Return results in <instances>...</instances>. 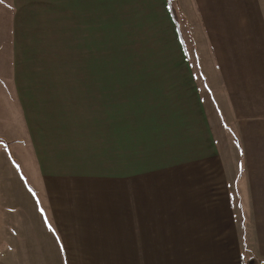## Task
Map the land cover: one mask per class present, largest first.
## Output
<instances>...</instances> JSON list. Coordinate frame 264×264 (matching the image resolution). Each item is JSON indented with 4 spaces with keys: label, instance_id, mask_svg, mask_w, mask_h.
I'll return each instance as SVG.
<instances>
[{
    "label": "crops",
    "instance_id": "0c3cea01",
    "mask_svg": "<svg viewBox=\"0 0 264 264\" xmlns=\"http://www.w3.org/2000/svg\"><path fill=\"white\" fill-rule=\"evenodd\" d=\"M62 1L75 18L101 21L103 0ZM22 2L0 0V240L36 250L39 233H116L122 252L200 250L214 241L209 219L235 218V191L252 204L245 218L264 258V0H108L119 27L135 29L129 65L112 67L108 83L99 66L81 73L93 81L63 84L31 81ZM109 201L126 207L114 234L109 211L96 214ZM172 220H194L195 238L183 241ZM63 242L62 264H149L113 262L116 246L97 241L91 262H75Z\"/></svg>",
    "mask_w": 264,
    "mask_h": 264
},
{
    "label": "rangeland",
    "instance_id": "374dc122",
    "mask_svg": "<svg viewBox=\"0 0 264 264\" xmlns=\"http://www.w3.org/2000/svg\"><path fill=\"white\" fill-rule=\"evenodd\" d=\"M52 1H54L52 16L49 12L47 14L46 9V3H49L50 0H23L21 4L23 13L21 18L22 33L30 36L31 40L34 41L30 44L33 49L27 58V67L31 66V75L29 76L31 81L61 84L93 81L94 75L89 77V75H81V73L88 71L84 67H90L89 72H92L96 67L100 66L102 68L101 81L103 83L111 82L115 78V75H112L110 71L112 67L129 65L128 60H126L127 48L133 45L127 43L126 36L130 37L129 42L132 41L135 38V29L129 28L132 32L129 35L124 25L121 28L119 27L115 19V10L109 9L108 0H103L101 21L99 18L93 19V11L90 14L88 13L92 16L91 20L87 18L77 19L74 17L75 12L70 11L67 13V11L62 9V0ZM95 16H97V12H95ZM26 17L31 19L30 26L29 21L24 20ZM99 24L101 25V31L99 30ZM97 31L101 37L94 41ZM89 39H91V42ZM99 40H101L100 43ZM137 46L139 47V45ZM135 61L140 62L141 58L139 57ZM23 63L25 64V61ZM133 65L136 64L133 62ZM37 71L39 73H36ZM101 174L108 175L109 172L103 170ZM232 190L236 189L231 188L230 191ZM133 197H131L132 201H136ZM231 197L235 201L230 204L229 209L233 210L235 218L209 219V223L212 224L209 227L211 231L208 239L211 240L213 238L214 241H210L209 245L200 250L198 248L184 249L189 248V245L182 243V250H150L147 252L125 250V252H122L123 250H120L122 242L118 239L116 233L114 234L118 230L114 223L121 220V218H117L118 216H125L126 207L121 202L109 201L100 203L101 210L96 214H103L109 211L115 221L114 219H107L108 226L106 230L114 235H98L99 238L94 235H86L87 237L84 235L83 240L80 241L77 235L59 236L39 233L35 238L38 243L32 244L37 247L36 250H29V245L26 244L23 245V248L28 247L26 250L19 249V245L13 243L14 238L7 239L5 242L2 237L0 240V264H50L51 262H53L52 264H62L57 259L60 255L66 257V251L62 249L61 240H64L63 245H69L71 260L75 262H82L80 261L82 259L89 261L88 259L94 258L95 254H90L93 250L89 249L97 241L98 244H102L105 248L107 246L112 248V250L115 246V248H118H114V252L112 250L110 252V254L113 252L115 255L113 262L118 263L133 261L131 260L132 257L136 258L135 255H138L139 257L137 258L139 260L136 261L148 262L149 264H240V260H236V256L241 254L246 264H264V258L260 257L256 250L253 220L245 218L246 212L251 209L252 204L238 202L240 198L235 195V191ZM41 201L39 196V212L44 215V210L40 209ZM132 205L136 206V202ZM217 205L225 208V204H210L212 207ZM225 214L224 210L219 213L213 212L214 217H222ZM46 222L51 227L50 220L48 219ZM175 222V220H172V229L174 231L177 232L183 227V231L188 232V234L182 236L183 241L190 239V236L193 239L195 238L191 234L194 232V226H191V223L195 222L194 220H183L181 227L175 225ZM216 228L224 229L222 236L214 235V232L217 231ZM136 229H141V227L140 221L138 222L135 217L133 230ZM225 237H228L229 242ZM133 238L141 239L140 236H133ZM10 244L13 248L14 245H17V250L15 251L13 248L5 250ZM136 244L135 246H137ZM196 246L199 247V245ZM118 254H120L119 258ZM143 255L148 260L142 259Z\"/></svg>",
    "mask_w": 264,
    "mask_h": 264
}]
</instances>
